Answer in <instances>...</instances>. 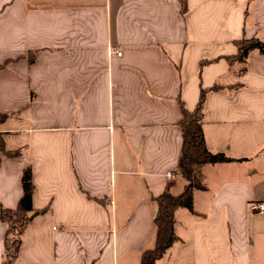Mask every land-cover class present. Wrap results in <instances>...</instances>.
Here are the masks:
<instances>
[{"label":"crops","instance_id":"1","mask_svg":"<svg viewBox=\"0 0 264 264\" xmlns=\"http://www.w3.org/2000/svg\"><path fill=\"white\" fill-rule=\"evenodd\" d=\"M253 37L264 0H0V132L20 151L1 154L0 203L17 207L29 165L44 209L14 264H140L157 197L187 184L180 101L202 89L207 149L235 160L204 165L156 264H264V213L248 209L264 202V53L227 59Z\"/></svg>","mask_w":264,"mask_h":264},{"label":"trees","instance_id":"2","mask_svg":"<svg viewBox=\"0 0 264 264\" xmlns=\"http://www.w3.org/2000/svg\"><path fill=\"white\" fill-rule=\"evenodd\" d=\"M235 46H237L238 51L235 55L227 58L230 62L238 61L244 63L249 52L254 49L264 53V42L255 37L237 40L235 41ZM33 60L34 55L29 57V61L32 62ZM6 65L7 63L0 64V69L6 67ZM200 92L199 100L193 110L186 109L180 101L182 110L180 127L183 143L178 167L180 175L187 184L184 191L178 195L173 196L166 191L157 197L159 214L154 221L157 229L156 244L154 248L143 252L140 264H156L162 258V255L177 242L174 227L176 210L178 208L192 210V194L194 190H203L205 188L202 181L204 165L207 163L234 162L235 160L227 157L224 153L214 154L207 149L205 136H203L202 122L207 89H202ZM7 118L8 115L0 113V123ZM1 154L11 158L19 156L20 151H7L3 135L0 132V164L2 161ZM22 172L21 187L23 192L17 207L8 209L0 203V222L7 226L4 238V264H14L24 230L32 219L44 211V209H33L32 195L35 186L32 183L31 167L27 165Z\"/></svg>","mask_w":264,"mask_h":264},{"label":"built area","instance_id":"3","mask_svg":"<svg viewBox=\"0 0 264 264\" xmlns=\"http://www.w3.org/2000/svg\"><path fill=\"white\" fill-rule=\"evenodd\" d=\"M122 52L117 51L118 55H121ZM166 176L168 178H172L173 177V173L172 172H167ZM248 209H250L252 212L254 213H264V202H251L249 204Z\"/></svg>","mask_w":264,"mask_h":264}]
</instances>
